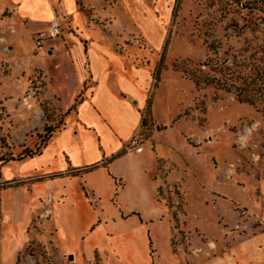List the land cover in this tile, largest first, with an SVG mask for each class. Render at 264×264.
<instances>
[{"label": "rangeland", "instance_id": "rangeland-1", "mask_svg": "<svg viewBox=\"0 0 264 264\" xmlns=\"http://www.w3.org/2000/svg\"><path fill=\"white\" fill-rule=\"evenodd\" d=\"M90 1L89 10L78 4L94 40L83 39L53 0L61 35L37 47L51 22L31 16L33 22L0 0V164L30 158L66 128L89 87L78 90L73 52L85 51L89 70L98 41L120 57L127 76L146 73L136 135L154 157L151 188L168 209V226L157 220L143 243L130 236L128 183L124 215L118 192L104 207L86 193L102 214L68 246L60 241L52 201L25 211L18 224L0 208V264H240L235 252L264 227V0H106L104 8ZM124 155L135 154L122 149L117 157ZM10 183L7 188L30 191L32 179ZM120 217L126 221L116 225ZM61 218L69 233L79 234L93 212L82 202Z\"/></svg>", "mask_w": 264, "mask_h": 264}, {"label": "crops", "instance_id": "crops-1", "mask_svg": "<svg viewBox=\"0 0 264 264\" xmlns=\"http://www.w3.org/2000/svg\"><path fill=\"white\" fill-rule=\"evenodd\" d=\"M9 1L13 8L18 9L21 16L28 18L38 16L48 20V23L56 17L53 0ZM100 1L101 7L104 8L106 0ZM78 2H81L85 9H92L90 0H58V11L72 19L75 29H79L83 39L94 40L92 35L85 33L87 29L91 30L89 27L91 21L81 10ZM35 9L37 13L31 14ZM32 17L30 19L34 22ZM94 35L103 38L102 34ZM43 40L44 46L47 39ZM88 55L90 64L89 70H86L85 51L78 47L73 52L74 64L71 69L78 80V90L87 83L89 87L85 88L84 98L77 105L76 112L68 121L66 128L55 134L39 155L2 167L3 180L10 182L13 179L31 178L32 183L30 191L23 187L6 188L2 192L0 208L6 215L12 214L14 223L18 224L25 211L28 210L30 215L32 210L44 206V202L52 201V215L60 241L68 246L80 240L90 223L94 221V217L102 214L100 208L92 209L86 193L90 195L92 201H97L104 207L102 201H108L110 206L112 195L118 192L121 208L119 213L132 214L127 221L129 229L125 230L130 236H134L138 243H143L146 242L149 231L156 227L157 220L161 219L158 225H162L165 230L168 226V223L165 224L168 209L154 198L151 188L150 177L154 173V157L148 152L120 157H117V154L141 126L139 109L146 101L144 93L146 73L135 71L132 76H127L120 57L100 45L98 41L92 43ZM68 60L71 66L69 57ZM119 92L128 94L134 100L137 99L139 105L136 106L129 99L121 97ZM107 160H110L107 167L101 166L82 175H69L70 171L87 169ZM3 171L6 173L5 177L2 175ZM115 179L126 182V185L124 183L123 187L118 188ZM81 183L85 188L83 190L80 188ZM127 183L132 186V193L129 194L132 204H124L130 206L129 211L124 213L122 202L123 195L129 188ZM261 191L264 200L263 181ZM82 202L93 212V219L79 234L69 233L61 217L65 213L78 210L79 203ZM111 207L118 213V209L112 205ZM261 209H264V203ZM122 221L126 220L120 217L116 225L123 224ZM235 254L240 264H264V227L254 238L245 241Z\"/></svg>", "mask_w": 264, "mask_h": 264}, {"label": "built area", "instance_id": "built-area-1", "mask_svg": "<svg viewBox=\"0 0 264 264\" xmlns=\"http://www.w3.org/2000/svg\"><path fill=\"white\" fill-rule=\"evenodd\" d=\"M62 26L58 20H53L50 23V27L47 32V40H54L57 39L61 35ZM44 44L43 39L36 40V46L42 47ZM125 151L129 152V154H140L144 151V147L139 139V137L134 134L123 146ZM11 184L9 181H5L2 179L0 173V200L2 196V192Z\"/></svg>", "mask_w": 264, "mask_h": 264}, {"label": "trees", "instance_id": "trees-1", "mask_svg": "<svg viewBox=\"0 0 264 264\" xmlns=\"http://www.w3.org/2000/svg\"><path fill=\"white\" fill-rule=\"evenodd\" d=\"M44 147H45V146H44ZM44 147H43V148H44ZM41 151H42V150H39V149H38L35 153H31V154H30V157H33V156L39 155V154L41 153ZM2 166H3V164H0V173H1ZM93 168H94V166H91V167L87 168V171H86V172H90V171H92Z\"/></svg>", "mask_w": 264, "mask_h": 264}, {"label": "water", "instance_id": "water-1", "mask_svg": "<svg viewBox=\"0 0 264 264\" xmlns=\"http://www.w3.org/2000/svg\"><path fill=\"white\" fill-rule=\"evenodd\" d=\"M71 259H72V257H71Z\"/></svg>", "mask_w": 264, "mask_h": 264}]
</instances>
